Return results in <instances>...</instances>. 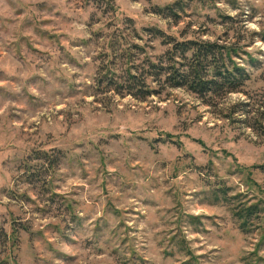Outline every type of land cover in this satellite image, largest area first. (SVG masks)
I'll return each mask as SVG.
<instances>
[{
	"label": "rangeland",
	"instance_id": "rangeland-1",
	"mask_svg": "<svg viewBox=\"0 0 264 264\" xmlns=\"http://www.w3.org/2000/svg\"><path fill=\"white\" fill-rule=\"evenodd\" d=\"M150 27L236 44L251 79L99 88L164 52ZM262 166L264 0H0V264H264Z\"/></svg>",
	"mask_w": 264,
	"mask_h": 264
},
{
	"label": "trees",
	"instance_id": "trees-1",
	"mask_svg": "<svg viewBox=\"0 0 264 264\" xmlns=\"http://www.w3.org/2000/svg\"><path fill=\"white\" fill-rule=\"evenodd\" d=\"M166 9L174 17H178V12L183 10L178 11L173 5ZM158 13L164 15L165 12L159 10ZM142 32L148 33L152 41L158 40L165 47L164 52L159 56H150L144 47L134 46V49L145 51L143 55L147 53L142 63L137 65L136 61L141 59L142 54L134 59L132 49L125 50L128 69L116 76L108 66L105 75L97 81L99 88L106 83L104 89H112L117 94L140 101L158 95V87L185 89L202 100L212 102L218 97L241 92L251 79L246 62L237 61L245 52L236 44L189 38L187 33L176 36L158 27L145 28ZM134 35L143 39L139 30H134ZM257 209V206H251L237 212V216L244 221L243 225Z\"/></svg>",
	"mask_w": 264,
	"mask_h": 264
}]
</instances>
